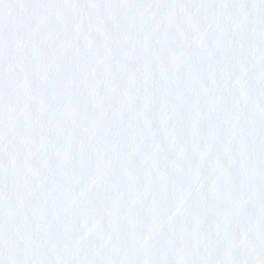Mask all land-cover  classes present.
Masks as SVG:
<instances>
[{"label":"snow or ice","instance_id":"snow-or-ice-1","mask_svg":"<svg viewBox=\"0 0 264 264\" xmlns=\"http://www.w3.org/2000/svg\"><path fill=\"white\" fill-rule=\"evenodd\" d=\"M7 96L24 118L11 201L0 144V264H117L208 235L227 250L252 224L234 264H264V0H0V114Z\"/></svg>","mask_w":264,"mask_h":264}]
</instances>
